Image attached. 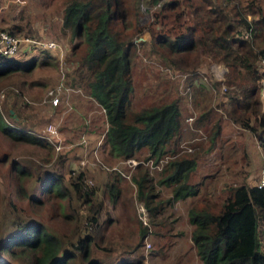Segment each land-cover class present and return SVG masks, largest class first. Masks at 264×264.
Segmentation results:
<instances>
[{
  "label": "rangeland",
  "instance_id": "obj_1",
  "mask_svg": "<svg viewBox=\"0 0 264 264\" xmlns=\"http://www.w3.org/2000/svg\"><path fill=\"white\" fill-rule=\"evenodd\" d=\"M66 2L0 0V29L13 24L27 29L29 25L37 32L26 35L57 41L65 47L67 64L73 63L63 78L57 60L45 61L39 51L19 53L22 63L37 56L32 68L0 74L3 118L46 139L44 145H37L0 132V242L27 221H38L65 239L93 232L84 205L74 196L69 207L65 198L46 196L39 190L38 177L43 172H58L68 181L84 170L85 184L96 189L103 203L101 242L111 249L107 255L94 252L103 258V264H119L124 257L138 259L137 264H203L190 238L196 226L188 215L189 210L199 209L208 210L218 219L207 225V231L214 234L222 228L227 232L230 256L251 252L254 238L264 256V191L256 189L264 174V77L260 81L256 78L264 72V57L253 60L248 68L242 59L247 54L239 53L246 45L237 48L232 41L235 49L231 56H237L238 65L229 63L231 56H225L220 47L223 42L217 30L221 23L208 11L211 5L219 7L232 24L234 33H225L228 39L231 33L248 37L260 50L264 39L254 36L252 23L258 10L264 16V0H119L122 20L115 21V28L131 37L126 45L132 90L124 120L134 122L140 110L170 101L179 107L178 129L158 159L146 147L131 158H121L101 143L108 122L104 108L88 94L85 80L73 74L74 55L82 52L83 36L74 39L68 29L62 28ZM249 5L253 13L247 11ZM188 28L193 33L188 50L176 53L160 41L163 36L174 39ZM178 54L185 58L180 60ZM199 81L207 88L200 87ZM61 82L67 88L60 91L59 103L52 105L48 92ZM249 90L252 95L245 98ZM11 106L18 112L16 120L6 113ZM50 124L57 131L51 140L45 137ZM180 157L195 160L189 177L195 193L168 203L172 185L160 182L170 172L171 162ZM20 167L27 172H19ZM144 170L156 194L152 205H159L155 216L137 198L133 177ZM111 183L119 190L115 202L109 195ZM32 195L42 200L35 202L30 199ZM73 208L78 209L80 218L70 213ZM144 226L147 233L140 238ZM146 242L151 244L148 249ZM21 254L0 252L4 261L25 264L26 254ZM76 264H80L79 259Z\"/></svg>",
  "mask_w": 264,
  "mask_h": 264
},
{
  "label": "trees",
  "instance_id": "obj_2",
  "mask_svg": "<svg viewBox=\"0 0 264 264\" xmlns=\"http://www.w3.org/2000/svg\"><path fill=\"white\" fill-rule=\"evenodd\" d=\"M137 1L140 2V0ZM158 1L151 0V2ZM146 2L148 3L149 0ZM165 3L163 2V4ZM119 5V0H67L63 8L61 26L63 29H68L74 39L80 35L83 36L82 52L80 55H74L76 62L75 67L73 66V74L77 77L76 73H78L82 77L81 79L85 80L88 94L105 110L108 126L101 143L107 146L110 152L121 158H131L140 148L146 147L150 154L158 159L165 148V144L178 129L179 107L175 101H170L160 106L140 110L135 115L134 122L124 120L125 104L128 102L129 93L132 90L128 77L129 60L126 45L131 37L128 36V33L115 28V21L121 22L122 20ZM250 5L247 11L253 13ZM208 11L214 13L215 18L213 20L221 23L218 25L217 31L221 34L219 38L223 43H220V47L224 50L225 56H231L235 49L232 46L233 41L238 44L237 48L239 45H246L244 52L239 51L240 54H247V56L242 57L243 61L246 62V67L251 68L255 61L263 59L264 47L258 50L255 48L257 46L254 40L234 35L232 24L224 17L219 7L211 5ZM252 27L254 28V36L261 35V38L264 39V16L259 10L258 17L252 23ZM228 30L233 31L229 39L225 35ZM6 31L15 35L37 32L29 25L27 29H24V27L16 24L7 27ZM160 41L165 42L167 47L176 53L188 50L192 46L191 41H193L192 29L188 28L174 39L163 36V40ZM76 47H78V42L72 46V54H74ZM39 52L43 53L45 61L46 58L57 60L56 56L48 51ZM183 57L184 55L178 54L180 60H183ZM36 58L37 56H32L31 60L22 63L18 57L0 54V74L13 70H29ZM230 58L232 61L229 63L235 64L237 56ZM236 65L238 64L236 63ZM263 77L264 72H260L256 78H259L260 81ZM193 80L194 78H192ZM199 82H201L200 87L207 88L203 81ZM251 95L252 90H249L244 96L246 98V96ZM230 97L232 99V96ZM230 103L229 105L233 104ZM238 104L241 109L240 100ZM5 110L13 120L19 118L14 106ZM0 132L11 139L37 145L46 143L44 141L46 139L42 136L6 122L1 112ZM262 151L264 153V142H262ZM171 164L170 172L160 182L172 185V197L168 199V203L195 193L194 185L189 183L190 174L196 165L195 160L180 157L173 160ZM18 171L27 172L25 167L18 168ZM38 180L40 182L39 190L46 196L65 198L68 205L71 197L74 196L81 205H84L90 225L94 226L93 232L76 233L70 239H65L63 236L49 231L38 221H27L18 224L15 230L0 242V252L12 256L17 251L21 252L22 256L26 254L25 264H76L77 259H79L80 264H103V258L94 255L96 250L107 255L111 249L101 242L103 234L99 217L103 203L97 198L96 189L89 188L85 184V171L81 170L75 175H71L68 181L64 175L58 172L46 171L38 177ZM133 180L136 184L137 198L142 200L150 215L155 216L159 211V205H152L156 194L151 186L152 179L148 171L144 170L138 177H133ZM108 186L111 200L115 202L119 190L113 183ZM256 189L264 191V187L256 186ZM30 199L35 202L42 200L37 195H32ZM70 213H76V218H80L78 209L73 208ZM65 215L72 217L69 213ZM188 215L190 223L196 226L191 232L190 238L196 254L203 264H264V256H261L255 238L251 252L240 256H230L227 232L222 228L214 234L207 231V225L211 222H217V217L206 209L189 210ZM146 233L147 228L144 226L140 229V238H143ZM60 253L62 254L60 255ZM138 261V259L134 261L124 257L119 264H137ZM0 264L13 263L2 260L0 255Z\"/></svg>",
  "mask_w": 264,
  "mask_h": 264
},
{
  "label": "built area",
  "instance_id": "obj_3",
  "mask_svg": "<svg viewBox=\"0 0 264 264\" xmlns=\"http://www.w3.org/2000/svg\"><path fill=\"white\" fill-rule=\"evenodd\" d=\"M35 51H48L51 54L55 55L57 58V61L59 62V68L61 71V77H65L66 73L69 72L71 69L73 63L70 62L67 64L66 59V53H65V47H63L60 43L53 39L48 38H35L28 35H15L11 34L8 31L4 29H0V54H3L5 56L9 57H18L19 53L24 54H32V52ZM62 78V79H63ZM263 87H264V80L262 81ZM67 87L63 86V83L61 82L58 84L55 88L49 90V97L51 98L52 105H57L60 101L59 93L62 91V89L66 90ZM48 133L45 135V137L49 140H51L50 137H55L57 134V131L55 129V126L50 124L47 128ZM57 147V149H59ZM258 187H264V174L259 180ZM146 249L151 247V244L149 242L145 243ZM147 264V261H145Z\"/></svg>",
  "mask_w": 264,
  "mask_h": 264
}]
</instances>
